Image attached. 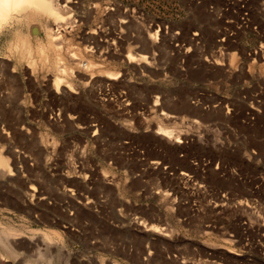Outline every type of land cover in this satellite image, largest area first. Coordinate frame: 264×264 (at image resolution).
Segmentation results:
<instances>
[{
    "label": "rangeland",
    "instance_id": "obj_1",
    "mask_svg": "<svg viewBox=\"0 0 264 264\" xmlns=\"http://www.w3.org/2000/svg\"><path fill=\"white\" fill-rule=\"evenodd\" d=\"M52 1L0 16V264H264V0Z\"/></svg>",
    "mask_w": 264,
    "mask_h": 264
},
{
    "label": "bare ground",
    "instance_id": "obj_2",
    "mask_svg": "<svg viewBox=\"0 0 264 264\" xmlns=\"http://www.w3.org/2000/svg\"><path fill=\"white\" fill-rule=\"evenodd\" d=\"M29 9H30L31 14L34 13V9H42L43 11H50L57 18L62 17L61 10H59V7H57L52 0H15V2H12V3H9V2H7V0H4V2H0V16H4V15L5 16H11L12 14L14 15L16 13V11L17 12L18 11L19 12H24V11L28 12ZM144 57H146V56H144ZM131 58H132V56L130 57V59ZM215 61H217L216 63L220 62L218 59ZM1 161L2 160L0 159V164L2 165ZM19 170L20 169H18V171ZM20 172H21V170H20ZM9 173L14 174L13 171L9 172Z\"/></svg>",
    "mask_w": 264,
    "mask_h": 264
},
{
    "label": "snow or ice",
    "instance_id": "obj_3",
    "mask_svg": "<svg viewBox=\"0 0 264 264\" xmlns=\"http://www.w3.org/2000/svg\"><path fill=\"white\" fill-rule=\"evenodd\" d=\"M0 2H4V0H0ZM7 2L12 3L15 2V0H7Z\"/></svg>",
    "mask_w": 264,
    "mask_h": 264
}]
</instances>
